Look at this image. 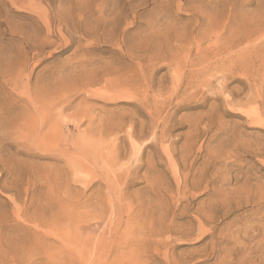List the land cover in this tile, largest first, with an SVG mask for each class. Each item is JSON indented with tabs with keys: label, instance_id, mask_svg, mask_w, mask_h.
I'll return each mask as SVG.
<instances>
[{
	"label": "rangeland",
	"instance_id": "rangeland-1",
	"mask_svg": "<svg viewBox=\"0 0 264 264\" xmlns=\"http://www.w3.org/2000/svg\"><path fill=\"white\" fill-rule=\"evenodd\" d=\"M0 264H264V0H0Z\"/></svg>",
	"mask_w": 264,
	"mask_h": 264
}]
</instances>
